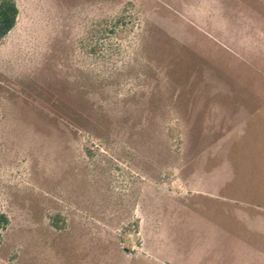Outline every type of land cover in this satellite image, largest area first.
I'll use <instances>...</instances> for the list:
<instances>
[{"label": "rangeland", "instance_id": "1", "mask_svg": "<svg viewBox=\"0 0 264 264\" xmlns=\"http://www.w3.org/2000/svg\"><path fill=\"white\" fill-rule=\"evenodd\" d=\"M15 1L0 264H264V0Z\"/></svg>", "mask_w": 264, "mask_h": 264}, {"label": "trees", "instance_id": "2", "mask_svg": "<svg viewBox=\"0 0 264 264\" xmlns=\"http://www.w3.org/2000/svg\"><path fill=\"white\" fill-rule=\"evenodd\" d=\"M19 8L15 0H0V40L4 39L16 26ZM9 224V218L0 214V240L2 230Z\"/></svg>", "mask_w": 264, "mask_h": 264}]
</instances>
